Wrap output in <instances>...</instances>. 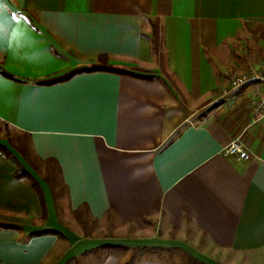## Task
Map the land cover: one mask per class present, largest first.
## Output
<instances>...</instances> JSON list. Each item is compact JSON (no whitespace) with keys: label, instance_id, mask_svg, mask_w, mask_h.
Listing matches in <instances>:
<instances>
[{"label":"crops","instance_id":"obj_1","mask_svg":"<svg viewBox=\"0 0 264 264\" xmlns=\"http://www.w3.org/2000/svg\"><path fill=\"white\" fill-rule=\"evenodd\" d=\"M0 16V124L28 141L26 158L0 138L15 154H0V264H264L255 85L219 99L230 74L264 67V0H0ZM100 55L114 72L54 81ZM233 142L249 161L223 156ZM59 187L77 225L155 233L82 235Z\"/></svg>","mask_w":264,"mask_h":264},{"label":"trees","instance_id":"obj_2","mask_svg":"<svg viewBox=\"0 0 264 264\" xmlns=\"http://www.w3.org/2000/svg\"><path fill=\"white\" fill-rule=\"evenodd\" d=\"M110 57L108 55H100L98 56L96 62L90 66H84V67H79L76 68L74 70H72L71 72L67 73L66 75L62 76V77H58L57 79H55L54 81L60 82V81H65L68 80L78 74L81 73H88V72H96V71H107V72H114L115 71V67H112V65L109 63ZM121 72H126V70H121ZM0 73L2 74H8L6 71L2 70L0 71ZM8 130L9 126L5 123V124H0V133L3 131V129ZM7 137H3L7 140V142L9 143V145L14 148L16 151H18L21 155L25 156L27 158V143L28 141L24 138V137H20L17 135V137H10V135H6ZM20 141L21 144L18 142ZM0 154L9 157V158H15V154L13 153V151L5 144L0 142ZM19 164V163H18ZM51 169L52 171V167H48V171ZM47 171V174H48ZM50 171V172H51ZM55 173V172H53ZM16 177L20 178V179H24L27 180L28 183L31 184V186L38 192V194L40 195V199H41V203H42V208H43V216H42V221H45L47 219V210H46V204H45V200H44V195H43V190L42 187L39 183V181L25 168H23L20 164H19V168L16 172ZM53 178H55V176H51L48 174V176H44V179L46 180V182L48 184H52L53 183ZM40 233V232H39ZM36 233V234H39ZM104 248L106 249H113V250H126L128 249L127 247H125L124 245H119V244H105ZM143 249L142 252H144V254H154L151 252H155L158 255H162L165 254L168 257L174 258L175 253L174 250H166V249H151V248H141ZM140 248H136V251H141ZM157 255V256H158ZM181 257L188 259V264H201L197 261H195L194 259H192L190 256L188 255H181Z\"/></svg>","mask_w":264,"mask_h":264},{"label":"built area","instance_id":"obj_3","mask_svg":"<svg viewBox=\"0 0 264 264\" xmlns=\"http://www.w3.org/2000/svg\"><path fill=\"white\" fill-rule=\"evenodd\" d=\"M230 85L224 89L220 95V100H226L236 96L244 87L255 85L253 90V122L264 120V67L262 69H249L241 73L230 74ZM223 156L227 159H237L249 161L251 154L239 142H233L223 151Z\"/></svg>","mask_w":264,"mask_h":264},{"label":"rangeland","instance_id":"obj_4","mask_svg":"<svg viewBox=\"0 0 264 264\" xmlns=\"http://www.w3.org/2000/svg\"><path fill=\"white\" fill-rule=\"evenodd\" d=\"M7 134L10 135V137H12V138L17 137V134L14 131H12L11 129L6 130L4 128L3 131L0 133V138L7 137L6 136ZM37 168H39V172H40L41 176H45V172H44V171H46L45 168L41 167V166L37 167ZM59 191L61 192L60 195H62L61 196V204L62 205H59L61 208L58 209L59 210V216H61V218L64 219L66 224H68L69 226H71L73 228H76V230H79L82 235H86V236L94 235V236L104 238L106 241H109V242L115 241L116 243L120 242V244H121V242L128 243L125 241L126 238H137V237L141 238L140 236H145L146 234L151 235V234L155 233L153 227L149 228L148 230L141 231L139 233L138 231L133 229V227H127L125 229H118V228L114 227L115 226L114 224L112 225V224H108L106 222L104 224L89 223L85 226L84 221H81L82 218L80 219L79 215H77L78 216L77 220L79 222V219H80V223L82 224L83 227L80 225H77V223L74 222L75 221L73 218L74 216L72 217V215L66 209V205L64 203V193L60 189V187H59ZM71 218L73 220L72 222L70 221ZM120 251L123 252V255L125 258L130 259V257H133L134 260H136V259L139 260V258H142V257H150L151 255L155 256V254H146V253L144 254V252L141 255L140 252H142L143 249H141V251L139 250V251H136L133 253L132 252L128 253L127 251H124V250H120ZM151 253H154V252H151ZM156 255H158V254H156ZM163 255L164 254H162L161 256H163Z\"/></svg>","mask_w":264,"mask_h":264},{"label":"snow or ice","instance_id":"obj_5","mask_svg":"<svg viewBox=\"0 0 264 264\" xmlns=\"http://www.w3.org/2000/svg\"><path fill=\"white\" fill-rule=\"evenodd\" d=\"M0 23H3V17L0 16Z\"/></svg>","mask_w":264,"mask_h":264}]
</instances>
